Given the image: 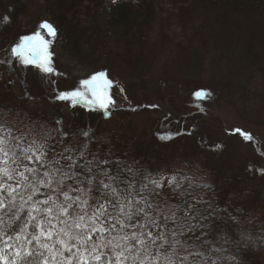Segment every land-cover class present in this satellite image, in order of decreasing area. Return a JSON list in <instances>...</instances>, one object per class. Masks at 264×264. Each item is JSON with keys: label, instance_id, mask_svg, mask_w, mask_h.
I'll return each instance as SVG.
<instances>
[{"label": "rangeland", "instance_id": "1", "mask_svg": "<svg viewBox=\"0 0 264 264\" xmlns=\"http://www.w3.org/2000/svg\"><path fill=\"white\" fill-rule=\"evenodd\" d=\"M8 1L0 0V36L8 41L6 51L17 36L34 33L40 20L53 21L60 29H66L52 48L56 71L63 79L60 87L59 79L53 84L49 79L34 78L36 89H30L24 78H30L32 73L20 69L9 72L6 64L0 63V108L11 109L15 114L20 107L18 112L26 117L24 125L37 122L53 130L58 127L56 121H61L63 130L69 133L66 143L73 137L82 143L84 138L80 132L88 130L92 141L89 151L98 155L102 148L115 146L127 163H138L153 172L182 167L197 182L202 174L216 185L224 181L230 190L222 194L218 191L217 195L227 206L239 202L241 192L253 187L249 195H256L257 209H252L250 216L257 223L237 221L243 231L231 238L225 233L218 234L214 239L218 240L216 245L225 244L222 247L227 251L221 253L222 259L231 256L242 262L248 258L251 264H264L261 210L264 184L257 180V177L264 178L261 176L264 170V16L253 9L256 7L238 4L208 7L198 0L190 4L188 15L191 17H218L230 7H237L249 20L239 24L237 33L216 29V38L222 44L208 50V73L201 65L177 58L178 49L185 44V30L177 20L178 15H174L178 6L166 2L164 5L162 0H143L140 8L110 7V0H99L91 6L92 11L82 9L77 3L64 5L62 0L60 3L27 0L25 7L30 12L16 18L15 23L19 21L14 33L5 29L13 24ZM13 3L18 8V2L13 0ZM146 3L153 5L146 6ZM85 6L87 3L82 7ZM124 11L128 12L126 16L133 17H117ZM253 24L258 29L254 38L251 36ZM38 30L47 35L44 30ZM65 40L73 43L71 54L63 45ZM73 54L82 59L74 58ZM4 55L0 49V61H4ZM100 70L108 71L114 82L115 103L110 106L108 120H103L95 108L79 110L72 102L57 100L59 93L77 89L81 80ZM245 78L242 86L252 89V94L241 97L238 102L237 89ZM197 88L209 92L203 105L191 100V93ZM220 100L227 105L218 108L216 104ZM80 104L87 106L83 101ZM217 110L229 113L224 120L230 125L221 122ZM235 111H240V119L234 116ZM182 124L187 137L181 135L184 134L180 132ZM232 127L245 129L252 139L240 141L227 136L224 130ZM150 143L154 150L146 147ZM140 153L142 156L135 160ZM250 179H254L253 185ZM252 227L259 234L250 232Z\"/></svg>", "mask_w": 264, "mask_h": 264}, {"label": "snow or ice", "instance_id": "2", "mask_svg": "<svg viewBox=\"0 0 264 264\" xmlns=\"http://www.w3.org/2000/svg\"><path fill=\"white\" fill-rule=\"evenodd\" d=\"M39 29L56 35L46 21ZM49 43L37 30L10 55L52 73ZM112 85L101 71L56 98L107 110ZM25 118L0 108V264H223L227 249L208 240L209 218L221 210L196 192L210 185L182 167L153 172L101 157L89 151L90 131L66 143L61 121L50 130Z\"/></svg>", "mask_w": 264, "mask_h": 264}, {"label": "trees", "instance_id": "3", "mask_svg": "<svg viewBox=\"0 0 264 264\" xmlns=\"http://www.w3.org/2000/svg\"><path fill=\"white\" fill-rule=\"evenodd\" d=\"M18 2V8L15 7L13 0H10L7 2L8 6L10 7V22L13 23L7 27H5V29L11 33H14V31L16 30L15 26L17 24V22L19 20L16 21V18L19 17L18 19L22 18L23 16H25L28 12H30V10L28 8L25 7V4L27 2V0H16ZM58 3L61 2V0H54ZM99 0H62L64 5H68L71 3H77L82 9H86L88 11H92L93 10V6L94 4H97ZM137 3L134 4L131 0H120L117 2V5H122L125 7H130V8H140L142 6L143 0H136ZM196 0H162V3L165 2L169 3L172 6H178V12L175 13L174 15H178L177 20L179 22V24L184 28L185 30V35H184V39H185V44L183 46L180 47V49H178V54L176 55L177 58H180L181 60L187 61L190 64H198L201 65V67H204L207 72L209 73V64L207 66V53L208 50H213L216 46H218L219 44H222L221 42H219L216 38V29L220 30V31H231L232 33H237L238 31H240L239 28V24L242 21H249L247 20L243 15L242 12L239 8L237 7H230L229 9H227L225 12H223L222 14H220L218 17H207V15H197L195 17H191L188 15V9L190 4ZM198 1H202L203 3H205L208 7L211 6L212 4H216L219 7L222 6H228L229 4H238V5H252L256 8V11H259L263 16H264V0H198ZM85 3H87V6L82 7ZM153 5V4H152ZM151 5V6H152ZM146 6H150L149 3H146ZM150 6V7H151ZM110 7H113V5H110ZM143 10V9H142ZM128 12L124 11L121 12L119 16L120 19H123L124 17H130L132 18L133 16H126ZM17 14L19 16H17ZM172 15V16H174ZM66 16V15H64ZM242 18H239L241 17ZM40 21H46L48 23H50L53 28L56 30V35L54 38V42L57 43L60 39H61V34L66 30V29H60V27L53 21L50 20H40ZM15 23V24H14ZM75 24V22H73ZM258 29L257 27L253 24V28L251 29V36H253V38L255 37V35H257ZM27 34L21 35V36H17L16 40L9 45L8 50L6 51V47H7V39L5 38V36L1 35L0 36V49L3 50L5 52L4 55V61H7L6 64V68L7 71L12 72V71H16V69H20L22 71H27V68L22 66V63H20V61L18 59H13L10 55V49L17 43H19L20 38L23 36H26ZM141 36L138 35V40L140 41ZM65 43V44H64ZM63 43V45L68 49L69 53L71 54V50L73 52V43L71 44V40H65V42ZM219 43V44H218ZM71 48V49H70ZM264 55V53L262 54ZM74 58L77 59H82V57L78 54H73ZM258 58H262L261 56H257ZM255 57V59L257 58ZM211 64V63H210ZM29 74L30 78L25 77V83L26 85L32 89L35 88L34 87V78H39V79H49L53 81V84L56 83V81L59 79V86L62 87V77H52V76H38L37 71L36 70H31ZM246 82V78L243 79V82L240 83L238 89H237V96H238V102L239 99L241 97H249L252 94V89H248L244 86H242V84H244ZM36 89V88H35ZM39 90L44 93V90L39 88ZM53 90H58L56 88H54ZM196 91H205V88H197L195 89ZM209 97V92L208 95L202 100V103H195L196 105H203V103H205L208 100ZM59 101V99H57ZM238 102L234 103V105H237ZM209 103V102H208ZM216 105H219L218 108H221L227 104H225L224 102H222L221 100L219 102H217ZM4 108L6 106H3ZM75 107L79 110H83V106H81L80 103H77L75 105ZM18 110L16 112L19 111L20 107H17ZM15 112V113H16ZM236 114L234 116H236L238 119H240V111H235ZM217 113L221 119V122L224 123L225 125H228L225 120L224 117L226 115H228L229 113H223L221 110H217ZM218 117H216L217 119ZM180 122V120H178ZM181 129L183 128V124L181 125ZM188 139V138H187ZM186 139V140H187ZM146 147H148V149L150 150H154V145L150 144H145ZM101 157H105V156H110L111 159H119L122 161L127 162L126 160L122 159L119 155H118V150L116 149L115 146H109L106 148H102L101 149ZM142 156V153H140L135 160L139 157ZM218 162V161H216ZM264 175V170L261 174V176ZM257 177V176H256ZM201 180L202 181H206L208 182V185H210L209 188L207 189H198L197 193L198 194H203L204 198L210 202L212 204V206L214 208H218L221 211L215 213L214 215L217 216V218L221 221V225H215L212 233L215 234L216 232L223 230V233H225L228 238H231L232 235L236 232L239 231V228L237 225H233V222L235 220L244 222V223H257V221H253L254 219L252 218V216H250L251 210L256 208L257 209V203H256V195H249L250 194V190L253 188H250L248 191H243L241 192V198H239V202L237 203H232L227 205H224L220 202V199L217 195V192L219 191L220 194H222V192H228L230 190V188L228 187V185L226 183H224V181L220 184V185H216L215 183H212L208 177L206 175H201ZM257 180L259 182H262L264 184V178L263 177H257ZM249 183L251 185L254 184V179H250ZM264 186V185H263ZM245 193L247 195H245ZM204 207H207V205H205ZM262 212L264 213V207L263 209H261ZM252 218V220L250 218ZM249 231L252 232H256L255 228H251ZM242 264H251L250 259L248 258H244L242 259Z\"/></svg>", "mask_w": 264, "mask_h": 264}]
</instances>
